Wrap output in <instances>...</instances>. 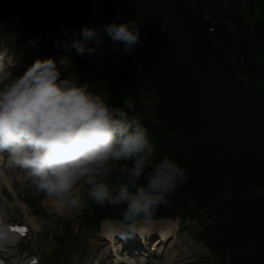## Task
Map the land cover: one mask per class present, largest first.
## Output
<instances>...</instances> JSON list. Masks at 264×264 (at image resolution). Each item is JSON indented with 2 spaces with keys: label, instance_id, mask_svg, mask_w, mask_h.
<instances>
[{
  "label": "trees",
  "instance_id": "trees-1",
  "mask_svg": "<svg viewBox=\"0 0 264 264\" xmlns=\"http://www.w3.org/2000/svg\"><path fill=\"white\" fill-rule=\"evenodd\" d=\"M15 14L30 16L25 34L68 55L65 75L117 105L154 106L157 156L188 173L154 217H203L198 237L215 256L264 264V1L0 0V20ZM129 19L140 42L127 53L102 29L92 56L52 43L63 28ZM122 207L96 205L91 222L121 218Z\"/></svg>",
  "mask_w": 264,
  "mask_h": 264
},
{
  "label": "clouds",
  "instance_id": "clouds-1",
  "mask_svg": "<svg viewBox=\"0 0 264 264\" xmlns=\"http://www.w3.org/2000/svg\"><path fill=\"white\" fill-rule=\"evenodd\" d=\"M101 29L123 52L140 42L134 19L115 20L101 28L83 25L61 29L54 47L80 57L96 54ZM28 44L35 47L36 35ZM16 60L0 51V155L7 154L23 178L53 201L54 209H79L84 192L95 204L120 206L121 236L137 234L157 209L188 180L184 166L168 155L157 156L147 122L158 124L148 100L115 104L77 76L64 74L63 59L35 58L22 72ZM9 207H11L9 205ZM0 219V242L15 235Z\"/></svg>",
  "mask_w": 264,
  "mask_h": 264
},
{
  "label": "rangeland",
  "instance_id": "rangeland-1",
  "mask_svg": "<svg viewBox=\"0 0 264 264\" xmlns=\"http://www.w3.org/2000/svg\"><path fill=\"white\" fill-rule=\"evenodd\" d=\"M6 26L9 29H14L17 26L19 27L18 19L13 18L6 23ZM27 51L28 49L26 48L23 53H26ZM36 55L37 52L32 50V54H29L27 59H29L30 56L34 57ZM27 59H25L23 63H25ZM261 59H264V55ZM22 70H24V68ZM9 180L14 182L13 190L10 189L11 192L7 190L6 184L8 181L6 179L0 181V219H7L9 223L23 220V222L30 225L32 229V239H29L28 242H25L21 246L23 250L30 253H42L45 256L52 254V251L57 252L56 249L59 247L60 242L56 241L53 235L60 234L62 237H65L67 233H64L65 231L62 232L61 228L63 222H67V224L71 225V233L75 235L77 232H80V239L77 241L79 245L77 243L71 244V242H69L64 246L65 249L59 252L58 256L61 255L59 258L68 257V263L70 264H80L85 260H90L87 256L94 251V246H92L90 240L91 237L83 234L84 229H80L78 224L73 223L74 220H72L82 212L83 208L88 203L86 199L88 196L84 188H82V191L84 192L83 204L79 209H64L62 211H56L54 209L53 201L46 198L43 193L38 192L29 181L23 178V175L19 174L11 177ZM23 202L27 203V205ZM9 205L11 207H9ZM42 210L47 214L45 215L46 217L39 212ZM115 224L118 228L119 223ZM191 228L192 227L180 228L177 234V241L180 242V245L173 252L176 255L173 258L167 256L166 260H160L157 264H209L211 262V257L206 250L194 240ZM154 229L155 228H153V230ZM86 240L88 241V244L87 242L84 244V241ZM58 256L54 259H57ZM95 260L96 258L92 261L95 262ZM126 261L129 260L126 259Z\"/></svg>",
  "mask_w": 264,
  "mask_h": 264
},
{
  "label": "bare ground",
  "instance_id": "bare-ground-1",
  "mask_svg": "<svg viewBox=\"0 0 264 264\" xmlns=\"http://www.w3.org/2000/svg\"><path fill=\"white\" fill-rule=\"evenodd\" d=\"M2 46H3V48H1V51L7 50V53L14 50V48L16 47L15 43H12L9 45L4 44ZM12 176H13V174H10V177H12ZM9 185L10 186L13 185L11 181L9 182ZM158 223L159 224H154L152 228H155V229L157 228V235H159L158 239H161L160 244L164 243V242H165V244H167L170 240H172L174 238L173 232H174L175 227L177 226V223L172 222V221H158ZM106 226H108L110 228L109 233L113 232L112 231V228H113L112 224H106ZM142 228H144V227H142ZM156 245L157 246L159 245L158 241H157ZM157 253L160 254V251H158ZM168 254L170 257L173 256L172 253L171 254L168 253ZM162 255L165 256L166 254L163 253ZM140 261H142V260H140Z\"/></svg>",
  "mask_w": 264,
  "mask_h": 264
},
{
  "label": "snow or ice",
  "instance_id": "snow-or-ice-1",
  "mask_svg": "<svg viewBox=\"0 0 264 264\" xmlns=\"http://www.w3.org/2000/svg\"><path fill=\"white\" fill-rule=\"evenodd\" d=\"M14 230L18 231L21 234H23L25 232V229H23V228H15Z\"/></svg>",
  "mask_w": 264,
  "mask_h": 264
},
{
  "label": "water",
  "instance_id": "water-1",
  "mask_svg": "<svg viewBox=\"0 0 264 264\" xmlns=\"http://www.w3.org/2000/svg\"><path fill=\"white\" fill-rule=\"evenodd\" d=\"M206 17H208V14L206 15Z\"/></svg>",
  "mask_w": 264,
  "mask_h": 264
}]
</instances>
